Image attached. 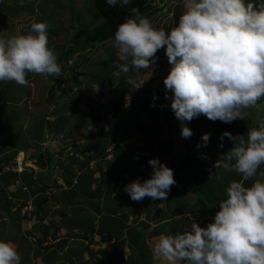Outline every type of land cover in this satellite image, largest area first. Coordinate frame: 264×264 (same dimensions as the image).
Segmentation results:
<instances>
[{"label":"clouds","instance_id":"9594fccd","mask_svg":"<svg viewBox=\"0 0 264 264\" xmlns=\"http://www.w3.org/2000/svg\"><path fill=\"white\" fill-rule=\"evenodd\" d=\"M129 2L106 0L111 7ZM49 27L47 22L33 21L19 35L7 36L0 31V82L27 86L29 74L45 78L62 75L54 52L61 44L48 46ZM111 44L117 55L112 73L116 77L148 70L158 50H164L170 65L163 79L165 99L170 100V109L180 122L182 138L193 134L185 122L200 115L229 124L244 120L246 109L264 97V0H183L178 24L168 30L154 27L148 17L133 8L132 16L116 26ZM125 127L122 135L127 138L133 133ZM87 130L94 129L90 126ZM81 136L88 141L90 133ZM224 137L233 146L214 161L215 171L209 178L222 169L237 173L241 180L229 182L226 198L218 202L219 210L206 227L192 218L182 231L155 240L153 255L165 264H264V181L253 179L264 165V127L248 129L246 138L229 132H224L221 140ZM66 141L54 150L70 144L67 152L74 158L82 157L80 151L77 155L73 152L79 142ZM201 141L207 146L209 134H203ZM23 152H17L21 159H13L17 174L39 168L36 153L31 157ZM108 152L103 148L101 154ZM38 157L43 159L42 154ZM17 160L25 163L21 171L16 169ZM148 164L151 177L143 182L134 180L123 191L135 202L146 197L166 201L176 184L174 171L158 158L149 159ZM248 180L253 182L245 186ZM0 264H21L11 241L0 240Z\"/></svg>","mask_w":264,"mask_h":264},{"label":"crops","instance_id":"0c3cea01","mask_svg":"<svg viewBox=\"0 0 264 264\" xmlns=\"http://www.w3.org/2000/svg\"><path fill=\"white\" fill-rule=\"evenodd\" d=\"M2 6L0 5V8ZM33 13L31 11L23 17L33 18ZM24 26L14 29L12 35H19L18 29L24 31ZM51 28L53 24H50ZM53 35L57 37L55 32ZM246 113L244 120L237 119L230 124L218 120L213 122L200 115L190 122H185L193 133L189 139L181 137L180 122L175 117L172 125L167 126L166 130L157 126L147 132L139 131L136 144L126 143V137L122 135L124 133H118L116 137L109 134L110 145L106 140L97 141L92 138L98 144L105 143L104 149L109 152L102 156L96 154L95 149L88 148L87 155L91 154L92 158L88 159L87 163H80L83 157H73L77 168L75 167L72 173L71 168H65L70 178H64L56 170V176L50 177L52 185L49 187L46 180H41L43 183H40L35 176L28 185L22 181L21 174L9 175L8 184L0 183V189L5 190V194L0 190V240L11 241L15 245L21 256V264H165L153 255L155 240L161 235L182 231L186 226H190L192 218L201 227H206L219 210L218 202L226 198L225 190L229 182L241 180L237 173L225 172L222 169L216 170L211 178L209 175L215 171L214 161L233 146V142L227 137L221 140L224 132L233 136L245 135L246 138L248 129L264 127V97L254 107L246 109ZM205 133L209 134L207 146H203L201 141ZM63 140H75L80 143L78 136L76 138L67 135ZM89 143L88 140L84 145L88 146ZM221 143L222 148L218 146ZM198 144L201 145L199 148ZM14 157L4 164L0 172L7 169L14 172ZM152 158H158L174 171L176 184L171 187L166 201L146 197L135 202L123 188L134 180L143 182L151 177L152 168L148 160ZM40 171L37 178L41 175ZM52 174L54 176V173ZM253 179L264 181V165L257 170ZM16 182L22 184L21 189L27 192L26 200L12 193L17 189V186L15 189L13 187ZM252 182L253 180H248L244 183L245 186H250ZM45 190H52L49 196ZM47 203L53 210L49 216ZM26 205L31 207V212L22 214ZM90 207L95 209V212H91ZM18 208L20 213L15 212ZM64 215L73 218L70 222H63ZM30 217H36L32 229L28 225L27 232L21 230L20 220ZM45 218L47 221H44ZM86 218L92 222V227L87 230L83 228L89 223L85 221ZM47 222L55 225V234H51L50 230H39L40 226ZM58 222L59 224H56ZM9 228L13 231H9ZM36 232L48 235V238L52 236V242H62L66 248L65 253L61 254L60 258H57L56 251L53 257L37 253L35 248L46 243L35 235ZM66 257L69 259H65Z\"/></svg>","mask_w":264,"mask_h":264},{"label":"rangeland","instance_id":"374dc122","mask_svg":"<svg viewBox=\"0 0 264 264\" xmlns=\"http://www.w3.org/2000/svg\"><path fill=\"white\" fill-rule=\"evenodd\" d=\"M175 3L173 0H130L129 4L123 7L127 10L139 7L140 13L148 17L154 27L168 30L174 27L173 11L178 10L181 13L183 11V1L175 0ZM0 5H3L0 8V22L2 23L0 31L6 35H12L15 32L14 29L24 25H26L24 31L22 29L18 31L20 34L26 32L33 21L47 22L49 25L53 24V28L48 29V46L64 45L62 49L56 47L54 50L57 54V62L62 67V75L59 78L52 76L45 78L42 75L32 74L27 86L0 82V152L8 155L14 147L15 150L22 149L24 155L42 154L41 162L38 163L35 160L39 168L31 172V175L35 176L36 180L39 179L40 183L46 180L49 187L52 185L50 177L56 176V170L64 178H70L65 168H71V173L74 172L75 167L77 168L78 165L73 162V157L67 152L70 144L54 150L60 144L67 142L63 140L67 135L76 138L78 136L80 143L73 148V152L77 155L80 151V155L84 158L80 163H87L92 155H87L88 148L84 145L87 140L80 135L81 133L85 135L90 133L91 138L97 141L106 140L110 145L109 134L116 137L118 133H123V125H128L133 134L125 138V141L136 144L138 141L136 138L139 137L137 133L141 131L142 125L138 126L137 123H133L135 114L141 117L143 123L154 122L145 128L162 126L166 130L167 126L172 125L174 114L170 109V100L165 99L166 89L163 84L170 65L163 49L158 50L148 70L140 72L133 70L116 77L112 73L115 71L113 61L117 59V55L111 40L85 50L76 48L75 43L83 41L81 35L75 38L77 27L88 23L93 26L102 19L94 7L93 0H0ZM31 11L34 12L33 18L23 17ZM53 32L57 37L53 35ZM68 47L73 49L66 54L65 49ZM168 95L170 97L171 93L169 92ZM77 96L83 97V100L75 107L67 108V103ZM120 100L123 105L119 106L117 102ZM130 103H132L130 107H134L133 111L130 110L128 116L125 114L122 116L121 108L127 107ZM148 112L151 113V117H147ZM90 126L94 130L88 131ZM120 143L123 142L120 141ZM3 154H0V158L4 156ZM16 156L21 159L22 154L16 153ZM24 158L27 159V157ZM39 171L41 175L37 178ZM21 185L16 182L13 187L14 189L16 186L21 188ZM50 191L52 190L47 192L45 190L48 196ZM47 205L49 216L53 210L50 204L47 203ZM91 208L90 211L95 212V209ZM29 212H31V207L26 205L22 214ZM72 218L73 216L64 215L62 219L63 222H70ZM35 219L30 217V219L20 220L21 228H19L26 231L30 225L32 229ZM46 219L44 221H47ZM85 221L89 222L83 226L87 230L92 227V222L87 218ZM51 222L45 225L40 223L42 226L39 230L41 232L50 230L51 234H55V225ZM9 231L13 230L9 228ZM41 232H36L35 235L46 244L36 247L35 251L48 256L52 255V257L56 251L57 258H60L61 254L66 251L62 242H52L54 240L52 236L48 238V235ZM46 247L49 248L46 249Z\"/></svg>","mask_w":264,"mask_h":264},{"label":"trees","instance_id":"16d2710c","mask_svg":"<svg viewBox=\"0 0 264 264\" xmlns=\"http://www.w3.org/2000/svg\"><path fill=\"white\" fill-rule=\"evenodd\" d=\"M175 1V0H173ZM93 4L95 9L100 13L101 15V21L93 26H91L89 23L85 24V25H79L76 29L75 32V38L78 36H82L83 37V41L81 43H75L77 46L76 48H78L79 50H85V49H89L93 46H98L100 44H103L109 40H112L113 37V33L116 29V26L120 23H122L126 18H130L132 16V10H127L125 9L123 6H121L120 3H117V5L115 7H111L106 3V0H93ZM139 8V7H138ZM136 7V9H138ZM181 15V12L178 10H174L173 14H172V23L173 26H176L178 24V20L179 17ZM79 45V46H78ZM61 47V49L64 47V45H56L55 47ZM53 49H55L53 47ZM73 48L68 47L67 49H65V53L68 54L72 51ZM88 51V50H87ZM84 59V58H83ZM32 74H29L27 76V78H29ZM102 77H105V75H101ZM81 100H83V97H79L77 96L76 98H73L72 100H70L67 103V108L69 107H75L76 104L78 102H80ZM122 100H120V102H117V105H123V102H121ZM130 105H132V103H130L127 107L125 108H121V115L125 114L126 116H128V113L130 112V110L133 111L134 107H130ZM147 117H151V113L148 112ZM123 116V115H122ZM135 119L133 121V123H137L138 126H141V130L143 132H147L150 130V128H145V127H149L150 123H154L153 121H149V123H143L141 121V117L138 116V114H135ZM127 129H130V127L128 125H125ZM86 136V135H85ZM86 138L89 140V144L87 146V148H89L90 150H94L97 154H101L102 149L104 148V146L106 145L104 144H98L97 141L92 140L89 136H86ZM90 146L92 148H90ZM21 149H14L12 150V152L8 155H5L3 157V159L0 158V169H2V167L4 166V164H7L9 160H11L12 157L15 156V154ZM99 150V151H98ZM39 159V160H38ZM41 157H38V155H36V161L40 162ZM33 169H29L28 173L23 171L21 172V175L23 176L22 181H24V184L27 183L28 185L30 183H32L33 181V176L31 175ZM13 174V176L16 174V172L11 171L10 169H7V171H3L0 172V183H5L8 184L10 178L9 175ZM5 194V191L3 192ZM13 194H17L19 198H22L24 200H26L28 198V194L27 192H25V190H22L21 188H17L16 191L12 192ZM24 204V203H22ZM3 205V204H2ZM19 208L15 211L17 213ZM46 233V232H44Z\"/></svg>","mask_w":264,"mask_h":264},{"label":"built area","instance_id":"2783aa9c","mask_svg":"<svg viewBox=\"0 0 264 264\" xmlns=\"http://www.w3.org/2000/svg\"><path fill=\"white\" fill-rule=\"evenodd\" d=\"M24 166H25V163L22 162L21 160H17V161H16V169H17L18 171H21V170L23 169Z\"/></svg>","mask_w":264,"mask_h":264},{"label":"bare ground","instance_id":"6f19581e","mask_svg":"<svg viewBox=\"0 0 264 264\" xmlns=\"http://www.w3.org/2000/svg\"><path fill=\"white\" fill-rule=\"evenodd\" d=\"M18 159H20V158H18Z\"/></svg>","mask_w":264,"mask_h":264}]
</instances>
